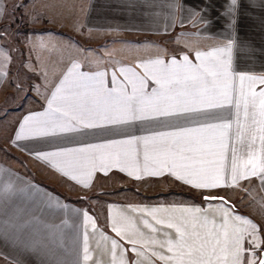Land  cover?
Listing matches in <instances>:
<instances>
[{
	"label": "crops",
	"instance_id": "obj_1",
	"mask_svg": "<svg viewBox=\"0 0 264 264\" xmlns=\"http://www.w3.org/2000/svg\"><path fill=\"white\" fill-rule=\"evenodd\" d=\"M0 3L4 8L0 17V49L10 58L0 56V65L7 72L0 79V222L23 226L19 233L15 228H6L7 235H0V264H60L61 260L70 259L63 249L70 247L72 237L79 235L82 247L85 233L91 259L84 264H113L110 241L104 239V234L120 239L111 230L114 220L126 217L146 236L150 230L143 226V221L152 222L153 212L157 217H166L179 215L184 208H199L219 221L221 211L232 206L220 200H205L209 196L224 197L234 205L236 214L251 218L249 205L241 204L243 196L250 197L258 210H263L259 218L264 217V186L257 178L241 180L237 186L197 190L167 173L159 177L144 175L138 180L128 175L127 170L113 166L107 169V174L95 171L90 186L84 187L35 156L36 152H52L59 147L102 144L126 139L128 135L142 137L153 131L172 130L148 121H137L124 127L123 132L92 129L85 130V134L15 139L27 116L47 110V100L73 64H79L81 72H105L106 84L113 87L112 72L116 71L123 79L121 67L142 72L136 66L157 55L167 61L188 54L198 63L197 51L226 47L232 41L234 74H264V0H238L235 13L227 16L223 13L230 0H0ZM233 18L236 22L230 27ZM91 45H127L129 57L121 61L117 54L109 63L91 60ZM236 98L238 93L233 94V99ZM212 111L221 117L213 123L232 120L229 135L234 138L235 107L225 105ZM128 147L118 145L104 151H126ZM137 149L142 167L143 144ZM87 217L95 222V230ZM16 234L22 239L41 240L42 245L24 248L13 242ZM126 239L122 243L130 248ZM121 258L131 264L139 259L131 251L117 250V264Z\"/></svg>",
	"mask_w": 264,
	"mask_h": 264
},
{
	"label": "snow or ice",
	"instance_id": "obj_2",
	"mask_svg": "<svg viewBox=\"0 0 264 264\" xmlns=\"http://www.w3.org/2000/svg\"><path fill=\"white\" fill-rule=\"evenodd\" d=\"M237 4L238 0H230L223 15L234 14ZM3 15L0 3V17ZM235 22L233 18L229 26ZM231 53L229 41L226 47L197 51L198 63L188 54L167 61L157 55L136 66L142 72L121 67L123 79L113 71V87L106 84L105 72L89 74L73 64L47 100V110L27 116L15 139L85 134L92 129L123 132L124 127L137 121H148L172 130L153 131L142 137L128 135L102 144L59 147L52 152H36L35 156L84 187L90 186L95 171L107 174L113 166L127 170L138 180L144 175L159 177L167 173L197 190L237 186L241 180L252 178L264 186V74H234ZM0 56L10 59L3 49ZM6 75L0 65V79ZM234 93H238L235 100ZM225 105L237 110L234 138L229 135L231 119L212 122L221 119L212 110ZM140 143L144 149L142 167L137 149ZM118 145L129 147L126 151H104ZM205 199L230 203L224 197ZM150 215L152 222L143 221L150 230L147 236L126 217L113 221L111 230L120 239L104 234L110 241L113 264H117V250L135 253L139 258L135 264H264V239L259 237L264 226L236 214L232 207L221 211L219 221L199 208H184L179 215L166 217H157L155 212ZM87 219L95 230V222ZM6 228L19 233L23 226L0 222V235H7ZM125 238L130 248L124 247ZM88 239L85 233L81 247L79 235H74L70 247L63 249L70 259L60 264L90 260ZM13 242L30 249L42 245L41 240L22 239L19 234L13 236ZM118 264L131 262L121 258Z\"/></svg>",
	"mask_w": 264,
	"mask_h": 264
},
{
	"label": "rangeland",
	"instance_id": "obj_3",
	"mask_svg": "<svg viewBox=\"0 0 264 264\" xmlns=\"http://www.w3.org/2000/svg\"><path fill=\"white\" fill-rule=\"evenodd\" d=\"M89 46V55H90V59L92 60H97V61H103L104 63H109L110 60L112 59L113 56L117 55L119 56V59L122 61H124L125 59H127L129 56V50L127 49V45H120V46H115V45H111L110 47H106V46ZM117 47V48H116ZM117 50V51H116ZM126 53V55H125ZM122 55V56H121ZM255 201H252V199H250V197H242V202L241 204H245L247 203L249 206V215L251 216V219L259 226H264V217H260L258 216V214L262 215V211L258 210L259 208H257V206L254 203ZM258 210V211H257ZM259 237L261 239H264V231H260L259 232ZM248 246L247 241L245 242V247ZM261 247L264 248V243L261 244Z\"/></svg>",
	"mask_w": 264,
	"mask_h": 264
},
{
	"label": "trees",
	"instance_id": "obj_4",
	"mask_svg": "<svg viewBox=\"0 0 264 264\" xmlns=\"http://www.w3.org/2000/svg\"><path fill=\"white\" fill-rule=\"evenodd\" d=\"M226 202H229V201L226 200ZM226 204L234 207V205L231 202L230 203H226Z\"/></svg>",
	"mask_w": 264,
	"mask_h": 264
},
{
	"label": "water",
	"instance_id": "obj_5",
	"mask_svg": "<svg viewBox=\"0 0 264 264\" xmlns=\"http://www.w3.org/2000/svg\"><path fill=\"white\" fill-rule=\"evenodd\" d=\"M206 200V199H205ZM209 201H216V200H209ZM226 201V200H225Z\"/></svg>",
	"mask_w": 264,
	"mask_h": 264
}]
</instances>
